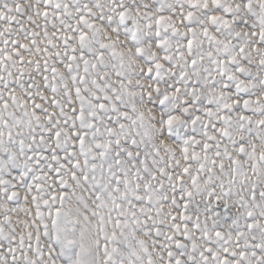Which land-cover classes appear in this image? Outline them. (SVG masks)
Here are the masks:
<instances>
[{"label":"snow or ice","instance_id":"snow-or-ice-1","mask_svg":"<svg viewBox=\"0 0 264 264\" xmlns=\"http://www.w3.org/2000/svg\"><path fill=\"white\" fill-rule=\"evenodd\" d=\"M0 264H264V0H0Z\"/></svg>","mask_w":264,"mask_h":264}]
</instances>
